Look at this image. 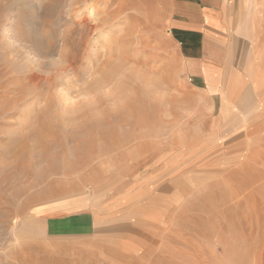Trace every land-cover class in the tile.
Instances as JSON below:
<instances>
[{"label": "rangeland", "instance_id": "1", "mask_svg": "<svg viewBox=\"0 0 264 264\" xmlns=\"http://www.w3.org/2000/svg\"><path fill=\"white\" fill-rule=\"evenodd\" d=\"M73 1L0 0V81L7 79L16 65L28 60L40 63L36 58L45 61L41 71L47 73L52 68L47 59L58 55L60 46L47 41L42 45L39 40L54 30L56 44L58 30L73 26L70 19L82 14L88 20L98 17L102 0L77 5ZM129 1L116 20L122 25L128 20L125 41L119 42H124V59L118 61L140 65L145 83L151 87L125 80L122 89L133 95L122 112L104 109L99 117L89 112L77 116L68 113L64 120L54 115L50 121L54 134L44 132L55 142L46 157L35 147L24 153L22 162L16 158L24 133L19 131L18 121L24 114L16 116V125L0 123V264L13 260L15 264L16 259L19 264L26 257L30 259L24 261L27 264H66V260L67 264H111L113 258L114 264H125L103 248L107 243L134 244L135 248L144 243L140 256H151L154 262L164 264H190L192 251L183 255L179 248L196 240L203 244L204 257L212 264H264V257L260 261L255 256L260 253L255 242L261 237L257 219L250 215L239 222L241 230L231 227L235 216L250 206L243 198L250 195L264 205V0H232V46L228 52H216L215 60L219 61L214 64L219 66L207 73L188 61L187 47L173 27L172 0H152V26L148 15L152 7L145 0ZM69 6L75 7L69 10ZM128 13L137 22L131 21ZM134 25L141 40H136L139 33ZM50 27L53 30L49 31ZM113 35V30L100 29L87 35L85 40L89 41L79 63L94 62L100 68L101 54L107 55L110 46L109 56L115 54L118 40ZM115 73L109 81L118 69ZM71 77L73 74L64 79ZM155 77L183 99L199 97L200 108L191 120L177 126L164 118L165 111H170L182 121L175 98L162 104L154 102L152 88L160 81L148 78ZM206 81L218 83L207 89ZM42 99L38 107L43 105ZM141 104L151 114L148 122L139 120L145 124L137 123L140 117L132 109ZM121 115L127 122L119 124ZM3 117L0 115V122ZM103 118L111 120L101 126L103 133L97 127L90 132L86 122ZM30 123L32 126L33 119ZM61 127L65 135L60 134ZM6 138H14L17 146H10ZM101 164L105 171H99ZM49 168L53 170L48 173ZM237 197L239 205L234 203ZM248 227L252 229L246 232ZM212 247L217 250L210 251ZM227 251L234 252L231 256L235 259L228 258ZM252 258L258 259L257 263ZM143 263L149 264L146 260Z\"/></svg>", "mask_w": 264, "mask_h": 264}, {"label": "bare ground", "instance_id": "2", "mask_svg": "<svg viewBox=\"0 0 264 264\" xmlns=\"http://www.w3.org/2000/svg\"><path fill=\"white\" fill-rule=\"evenodd\" d=\"M84 1L85 0H74L72 4L73 5L74 4L77 5V4L83 3ZM145 1H146L147 6H151V7L153 6V3H151V2H153L152 0H149V3L147 2V0H145ZM135 2L139 3L140 1L139 0L135 1L134 0V3ZM86 3L88 4V2H86ZM91 3H93V2H91ZM129 3H130L129 0H116V2H113L111 0H102L99 3L100 8H99V12L97 13L98 14L97 18H93V19L91 18V20H88L87 19L88 17L86 18L85 15L82 14V15H80L82 17L79 16L77 18L70 19L71 20V24H73V26H71V27L64 26L62 29L59 28L60 29V30H58L59 33L57 35L55 34V36H58L56 44H53V43H55V41L53 42V40H52V37L54 35V30H53L52 27H50L49 31L53 30V33H49L46 38L40 39L39 41H40V43L42 45H43V42H46V41L48 43H50L51 46L52 45H54V46L55 45H59L60 46L59 54H61L63 56V60L66 62V66L60 67V68L55 69V70H53V67H52L51 69L48 70V72L46 74V73H43L41 71V68L43 67L41 63H36L35 64V62H33V61L28 62L29 61L28 60L27 62H25L22 65L19 64V65H16V67L15 66L12 67L11 70H10V73L8 75V78L3 80V81H0V115L4 116L3 117L4 120H2L0 123H5V124L10 125V126L16 125L17 124L16 121H15L16 118L18 116L20 117L23 114H24L23 116H25V117H22L23 119H19V121H18V127L20 129L19 131L24 132V133H21V136H20L21 137V141H20V144L18 143L19 144L18 145L19 152H18V154H16V158L20 162H22L23 157H24V153L26 154L27 150L29 148H35L36 147L39 150L38 153L42 157H46L50 153V149H52L53 146L55 145V142L54 141L52 142V140H50L52 138H49L46 135V133H49L50 135L52 133L54 134V131H55V130L52 129V125L50 123L51 118L54 115H57L56 117H58L59 119H62V120H64L65 118L68 119V116H67L68 111H67V109L64 107V105L54 95L55 90L58 87H60V85H62L61 88H63L65 90V92L69 95L70 92H73V91L69 92L68 90L71 87L73 88V86L77 82V80L82 78L84 74H86L88 71H90L93 68H95L98 71H100L101 76H102V79L98 82V86H99V84H102L104 81H109L112 78V75L114 76V74H116L115 71L117 70V67L113 63V61L124 59L122 57L123 55H121V49L123 50V48H124V46L122 48V45H123L124 42L122 43V45L119 42H122V40L125 41L124 37H125L126 29H127V28L125 29V27H126L125 23L127 24V21H128L127 20L126 22H124V25H122V24H120L121 23L120 21H119L120 23H118V21H116V20H117L118 16L120 14H122L127 9V6H128ZM84 5H85V3H84ZM69 7H67V8H69ZM74 7L73 6L70 7L69 10H72V8H74ZM94 7H96V5ZM88 8H90L89 5H88ZM154 9L155 8L152 7L148 11V15H149V18H150V19L149 18L148 19L150 21V25L151 26L154 25V23H155V17H154L155 11H154ZM146 11H147V9H146ZM66 12L69 13L68 11H66ZM128 14L130 15L129 18L131 19V21H135L136 20L134 15H132L130 13H128ZM125 16L126 15H124V18H127ZM94 20H95V22H94ZM136 22H137V20H136ZM66 23L68 24L69 22L67 21ZM48 24H49V22H47V21L44 22V25L48 26ZM137 24L138 23H135V25H137ZM51 25H52V23H51ZM134 26H132V27L134 28ZM47 28L48 27H46V29ZM96 29H100L101 31H104V32H108L109 30H113L114 31V35H113L114 38L113 39L114 40H118V43H117L118 45H116L117 47L115 48V51H114L115 54L114 55L112 54L113 56H115V58L110 59V57H112V55L110 54L111 56H109V53H110V50H111V52L113 50V49H110V47H111L110 46L109 47V53L107 55L106 54H101L100 55L101 57H103V60H100L101 61L100 66H99L100 68H98V67L96 68L94 66V62H91V63H88V64H85L84 62L79 63V60H80L79 59V57H80L79 55H81V52L85 51L84 50L85 46H86L87 42L89 41V39L87 41V40H85V38L87 37V35H92L94 33V30H96ZM136 32L139 33L137 27H136ZM46 33H48V32H46ZM133 33H135V32H133ZM25 35H26V33H25ZM98 35H101V34L98 33ZM141 36H142L141 33H139V35L136 34V40H141ZM27 38H28V36H27ZM92 38H94V37H92ZM111 38H110L109 41H111ZM105 39H107V36L105 37ZM91 43L93 44L94 41L91 42ZM93 45H95V43ZM114 45H115V43H114ZM90 47H91V45H90ZM103 47L106 49V47H108V46L105 47V45H103ZM53 51H55V48H54ZM48 52H50V51H48ZM100 56H99V58H101ZM90 57H91V54H90ZM138 57H140V56H138ZM86 59L89 60V58H87V57H86ZM95 63H96V61H95ZM35 67H37V68L35 69ZM69 74H71V75L73 74V77H71L70 79H64L65 76H68ZM113 79H114V77H113ZM125 83H126V81H125ZM68 86H70V88ZM41 99L43 101V105L41 107H38V104H40ZM147 105H148V103H147ZM132 109H133V112L134 111L137 112L138 116L140 117L137 120V123L138 122L143 123L144 121L143 122L139 121L142 118H143V120L147 119V122H148L151 114L149 113V111L146 109V107L144 105L142 106V104H141V105L133 106ZM132 109H131V111H132ZM118 117H119V115H118ZM32 119H33V125L30 126L31 125L30 122H31ZM126 120H127L126 116L124 117V116L121 115V118L118 120V122H120L119 124H123V123L127 122ZM90 121H92V120H90ZM83 122H84V120H83ZM106 122L107 123L108 122L111 123V120L107 119V118L104 120V118H103V119L98 120L96 123L92 122L90 124L89 122H86V124L88 125V127H90L89 128L90 132L93 131L94 127H97L99 129L98 131L103 133L102 130H104V128H102V127L106 124ZM143 124H145V123H143ZM60 125H62V124H60ZM146 126H148V128L151 127L149 123H147ZM23 130H25V131H23ZM44 132H46V133H44ZM60 134L61 135H65L66 134L65 128L61 127ZM99 135L102 138V135L101 134H99ZM47 138H49V140ZM13 139L14 138H12V139L11 138H6L5 142L8 141L10 146H17L16 140L15 139L13 140ZM29 139L31 140V144L29 143L30 142ZM148 141H147L148 144H150L151 140H148ZM167 167H169V166L167 165ZM52 170L53 169L49 168V170H47V172L49 173ZM232 170H234V169H232ZM99 171L100 172L105 171V169H103V167H102V164L100 165V170ZM117 172H118V170H117ZM236 172H232V173H236ZM226 177H228V176H226ZM143 183H145V182H143ZM233 192L235 193V191H233ZM235 197L232 196L233 199ZM159 199H161V198H159ZM243 199H245L246 201L250 202V206L248 205V207L245 210L246 212L244 214H242L241 216H239V214L237 216H235L234 219H235L236 223H235V225H233L231 227H234V228L237 227V228H239L241 230V227H240L241 225H240L239 222L240 221L244 222L247 217H250V215H252V217H255L257 219L258 226L256 228L258 229L257 231L260 230L261 237L259 236L260 240L258 241V243L255 242L256 245L258 244V247H259L257 250L260 251V253L256 252L255 256H257L258 259L261 261V258L264 257V205H262L261 202L257 198H253L250 195L246 196ZM239 200H240V197H237V199L235 200L234 203L236 205H239ZM252 201H254V202L252 203ZM169 210H171V209H169ZM163 213H164V211H163ZM246 214H249V215L247 216ZM138 226H140V225H138ZM151 226H152V224H151ZM145 228H147V230L149 229L148 227H145ZM243 228L245 229V227H243ZM251 229L252 228L248 227L246 232L251 230ZM242 233H243V230H242ZM252 238H254V237H252ZM99 239H102V238H99ZM153 244L155 245V242ZM158 244H159V242H158ZM201 244H202L201 242H198V240H196V243L195 242H188V246L186 248L183 247V248H179V249L181 250L183 255L185 253L189 252V250L192 251L190 253V256L188 257L192 264H212V262H211V260L209 258H207V257L205 258L204 257V253L202 251ZM154 245H150V246L153 247ZM248 245L250 247L252 244L249 242ZM103 246H104L103 248L105 250L111 251V253L113 252L115 254L113 256H117V258L121 259V261L123 260L125 264H141L142 262H145V260L149 264H164V263H162V261L154 262L155 260L153 258H150L151 256L143 257L145 255L140 256L138 254V251H140L141 247L144 246V243L137 245V248H135L134 244H128V243H125L123 245L122 244H118V243H107V244H104ZM150 246H148V249H151ZM163 247H164V245H163ZM216 250L217 249L215 247H212V249L210 251L215 252ZM236 251L239 252L238 250H236ZM253 251L254 250H252V252ZM148 252H150V250H148ZM233 253L234 252H228L227 251L226 252L227 257L235 259V257L231 256ZM96 254H98V253H96ZM146 254H148V253H146ZM149 254H151V252ZM25 256H27V255H25ZM75 256H76V254H75ZM103 256H105V255H103ZM240 256H241V254H240ZM91 257L95 258V256H91ZM104 258L106 259V257H104ZM22 259H23V257H22ZM27 259H28V262H30V259L27 258V257H26V259L24 261L27 262ZM108 259L111 261L112 258L108 257ZM113 259H114V262H115L116 261L115 258H113ZM143 259H145V260L143 261ZM252 259L254 260L255 258H252ZM258 259H255L254 262L257 263ZM16 260L18 261V259H16ZM19 260H21V258ZM13 261H11L12 262L11 264H14ZM24 261L22 260L23 264L24 263L25 264L28 263V262L26 263ZM66 261L68 263V260H66ZM16 262H15V264H16ZM22 262H20V263L22 264ZM114 262L111 263V264H114ZM71 263H72V260H71ZM121 263H119V264H121ZM219 263H216V264H219ZM57 264H60V263L57 262ZM143 264H146V263H143ZM220 264H224V263L221 262Z\"/></svg>", "mask_w": 264, "mask_h": 264}, {"label": "clouds", "instance_id": "3", "mask_svg": "<svg viewBox=\"0 0 264 264\" xmlns=\"http://www.w3.org/2000/svg\"><path fill=\"white\" fill-rule=\"evenodd\" d=\"M36 59L40 63L45 62L41 58ZM47 63L52 65L53 70L66 66L61 54L48 58ZM113 63L116 65L118 73L111 81H104L98 86L102 76L100 71L93 68L77 80L71 95H68L63 88L55 90L54 95L64 105L70 115L77 116L81 113L89 112L93 117H99L104 115V109L112 113L126 110L133 93L122 89V84L125 80L131 79L134 85L139 84L142 87H151V84L145 83V72L142 67L118 60L113 61ZM148 79L160 81L156 87L152 88L155 103H167L175 98L177 111L182 117V121H178L176 115L170 111H165L164 113L166 120L172 121L178 126L180 122L189 121L197 114L201 105L199 97L193 96L189 99H183L179 93L163 83L161 78Z\"/></svg>", "mask_w": 264, "mask_h": 264}, {"label": "crops", "instance_id": "4", "mask_svg": "<svg viewBox=\"0 0 264 264\" xmlns=\"http://www.w3.org/2000/svg\"><path fill=\"white\" fill-rule=\"evenodd\" d=\"M172 2L173 14L176 16L173 19V27L175 32L180 34L182 44L187 47L189 63L196 64L200 71L204 68L206 73L209 68H214V65L219 66L214 64L215 61H219L215 60L216 52H228L232 46V0H172ZM205 54L206 56L202 57ZM217 83L206 81V88L210 89V86Z\"/></svg>", "mask_w": 264, "mask_h": 264}]
</instances>
